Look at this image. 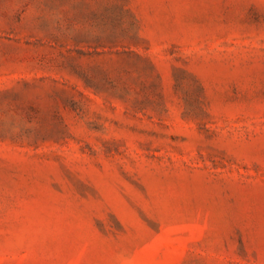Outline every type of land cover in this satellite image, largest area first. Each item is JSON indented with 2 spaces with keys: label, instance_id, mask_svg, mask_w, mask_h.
<instances>
[{
  "label": "rangeland",
  "instance_id": "374dc122",
  "mask_svg": "<svg viewBox=\"0 0 264 264\" xmlns=\"http://www.w3.org/2000/svg\"><path fill=\"white\" fill-rule=\"evenodd\" d=\"M0 264H264V0H0Z\"/></svg>",
  "mask_w": 264,
  "mask_h": 264
}]
</instances>
